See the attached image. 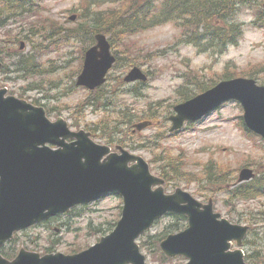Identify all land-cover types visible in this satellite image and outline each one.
<instances>
[{
  "label": "rangeland",
  "instance_id": "obj_1",
  "mask_svg": "<svg viewBox=\"0 0 264 264\" xmlns=\"http://www.w3.org/2000/svg\"><path fill=\"white\" fill-rule=\"evenodd\" d=\"M35 1L38 6L32 12L18 15L0 27L1 59L16 63V70L10 64L13 72H4L0 78L2 85L30 101L39 98V105L51 107V119L62 116L73 129L90 130L100 143L123 144L142 155L154 174L165 175L167 192L180 186L201 201L212 198L215 210L223 216L251 225L247 246L250 253L261 251L256 264H264V197L243 200L231 195L242 167L253 168L256 174L264 172V141L241 128L243 110L239 103L226 102L172 134L167 119L176 103L195 94V82L187 81L192 75L210 83L220 80L227 70L234 76L253 73L258 84L264 82V28L253 24L256 8L264 11V0H253L250 7L242 5L231 21L228 18V24H239L241 36L223 53L217 42L206 50L192 46L185 31L180 32L173 22L128 36L117 34L118 30L106 19L125 9L128 2L122 4L124 0ZM97 12H101V19L95 23ZM259 20L264 23V13ZM94 25L110 30L112 34L107 36L117 58L98 92L75 83L83 52L94 43L93 35L98 31ZM21 42L23 49L19 48ZM26 58L38 63V72L32 76H23L22 61ZM134 65L149 75L145 83L123 80ZM147 119L152 125L133 130L135 122ZM177 161L182 170L179 175L167 166ZM209 162L226 171L224 183L206 180ZM120 206L122 199L118 195H106L16 232L15 240L2 251L16 253L23 247L41 253L49 249L69 253L87 248L114 228ZM186 223L176 214H167L138 239L146 264L185 262L183 257H172L161 263L155 240L185 228Z\"/></svg>",
  "mask_w": 264,
  "mask_h": 264
},
{
  "label": "water",
  "instance_id": "obj_2",
  "mask_svg": "<svg viewBox=\"0 0 264 264\" xmlns=\"http://www.w3.org/2000/svg\"><path fill=\"white\" fill-rule=\"evenodd\" d=\"M95 38L76 81L89 89L105 81L114 61L105 35L97 33ZM146 78L133 67L124 79ZM6 92L0 88V245L15 230L108 192L122 195L123 208L115 228L85 250L40 256L21 249L12 260L0 255V264H145L136 239L166 212L184 213L189 223L160 242L166 255H184L189 259L185 264H245L241 249L229 248L234 239L242 244L248 227L218 219L221 215L213 212L211 200L202 204L179 187L166 194L164 179L152 174L141 156L120 146V154L111 152L109 146L94 142L89 132L71 130L60 116L51 121L42 106ZM230 99L242 105L246 126L264 138V84L247 77L222 80L174 105L170 130L201 119ZM149 124L142 121L134 127L142 130ZM253 176L251 168L243 167L238 181Z\"/></svg>",
  "mask_w": 264,
  "mask_h": 264
},
{
  "label": "trees",
  "instance_id": "obj_3",
  "mask_svg": "<svg viewBox=\"0 0 264 264\" xmlns=\"http://www.w3.org/2000/svg\"><path fill=\"white\" fill-rule=\"evenodd\" d=\"M128 2L125 9L117 14H110L107 21H111V24L116 28L117 34L122 36H128L130 34L145 30L155 24H161L167 21H179V18H183L187 28L186 38L188 42H193L196 45H200L204 50L215 45V42L219 44L220 51L224 49L227 44L235 45L241 31L239 24L235 22L227 23L228 18L231 21L235 12L242 6H252L253 0H161L159 3L157 0H124L122 4ZM38 6L35 0H0V26L13 16L29 13L33 11V8ZM257 17L254 19L253 24L258 27L264 28V23L260 22L259 15L264 11L257 7ZM101 12L95 13V23L101 19ZM98 31L111 35L109 29L106 27H98L94 25ZM204 31H202V28ZM192 31V32H191ZM23 76L34 75L38 72V63L32 58H26L22 61ZM234 76L231 72L225 71L221 76V79L230 78ZM253 77V73L248 75ZM189 83L195 82L196 92H200L216 81L210 83L200 81L197 76L192 75L191 78H187ZM31 89H33L31 87ZM101 88L98 89L100 91ZM183 96H187L183 94ZM35 102H40L39 98L35 99ZM132 117L129 118V121ZM246 129V128H245ZM248 130L246 129V132ZM252 134L251 132H247ZM253 135V134H252ZM184 163L182 164L183 168ZM169 170L179 175L182 170L179 167V162L167 165ZM226 171L218 169L217 164L209 162L205 169V178L210 182H225ZM260 174L254 178L256 184H241L231 189V195L235 198H250L260 194H264V172L260 171ZM188 173H184V176ZM165 176L164 174H162ZM187 181L189 179L187 178ZM179 218L185 220L183 215H177ZM160 239L155 240V247L158 251V243ZM142 245L146 244V241H141ZM160 262H164L168 257L164 256L160 251Z\"/></svg>",
  "mask_w": 264,
  "mask_h": 264
},
{
  "label": "flooded vegetation",
  "instance_id": "obj_4",
  "mask_svg": "<svg viewBox=\"0 0 264 264\" xmlns=\"http://www.w3.org/2000/svg\"><path fill=\"white\" fill-rule=\"evenodd\" d=\"M251 230H252V227H251ZM243 243H244L243 250L245 253L246 261L250 264H256L261 251L254 250V253H250L249 248L247 246V243H250L249 240L245 239Z\"/></svg>",
  "mask_w": 264,
  "mask_h": 264
}]
</instances>
